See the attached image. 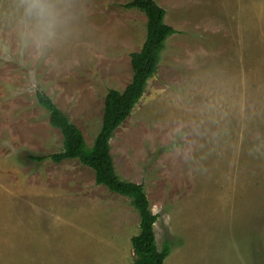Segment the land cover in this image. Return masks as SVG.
<instances>
[{
  "label": "rangeland",
  "instance_id": "374dc122",
  "mask_svg": "<svg viewBox=\"0 0 264 264\" xmlns=\"http://www.w3.org/2000/svg\"><path fill=\"white\" fill-rule=\"evenodd\" d=\"M130 0H0V264H133L139 215L62 149L45 91L88 147L132 76L146 17ZM176 32L110 138L143 185L163 264H264V0H155Z\"/></svg>",
  "mask_w": 264,
  "mask_h": 264
},
{
  "label": "trees",
  "instance_id": "16d2710c",
  "mask_svg": "<svg viewBox=\"0 0 264 264\" xmlns=\"http://www.w3.org/2000/svg\"><path fill=\"white\" fill-rule=\"evenodd\" d=\"M123 7L137 9L145 15V39L139 50L129 54L132 69L129 83L122 91L110 88L105 95L101 126L92 146H87L81 131L52 98L42 89H36L37 102L48 112L49 124L61 133L62 149L47 156L28 155V158L41 161L49 157L56 163L65 159H78L81 164L90 167L97 184L128 197L138 212L139 231L130 239L133 264H163L170 253V241L165 240L160 247L157 245L154 231L157 214L151 211L142 184L121 179L117 175L110 154V138L142 97L148 80L157 71L166 39L176 30L164 21L165 9L155 0H130Z\"/></svg>",
  "mask_w": 264,
  "mask_h": 264
},
{
  "label": "clouds",
  "instance_id": "9594fccd",
  "mask_svg": "<svg viewBox=\"0 0 264 264\" xmlns=\"http://www.w3.org/2000/svg\"><path fill=\"white\" fill-rule=\"evenodd\" d=\"M25 11L27 15L35 16L39 21L45 19L46 10L40 5L38 0H31Z\"/></svg>",
  "mask_w": 264,
  "mask_h": 264
}]
</instances>
